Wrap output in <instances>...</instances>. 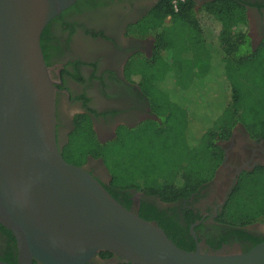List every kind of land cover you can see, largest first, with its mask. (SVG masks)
Instances as JSON below:
<instances>
[{"label": "trees", "instance_id": "1", "mask_svg": "<svg viewBox=\"0 0 264 264\" xmlns=\"http://www.w3.org/2000/svg\"><path fill=\"white\" fill-rule=\"evenodd\" d=\"M246 5L243 0H200L199 3L197 0H184L175 11L171 0H158L129 31L136 37L150 36L154 39L152 55L134 58L129 63L131 67L132 63L135 66L127 72L128 78L137 83L147 99L150 113L156 120L148 119L131 129L121 126L111 142L101 144L96 139L90 119L77 115L73 119L74 129L68 136V142L60 151L64 161L82 167L88 157L100 159L111 178L109 185L103 187L129 210L131 191L154 196L162 203L170 204L187 199L212 181L223 161L220 143L229 140L235 126L241 125L252 139L264 138V40L252 50L247 35ZM58 20V17L52 20L41 34L44 60L48 49L47 35ZM178 23L186 26L185 41L188 45H210L216 50L219 66L213 65V61L210 63L208 54L203 69L211 74L216 70L219 80L226 85L224 107L217 113L211 101L208 102L217 93L211 90L208 98L204 99L210 84H202L200 91L186 97L194 98V104L172 102L163 91L164 87H159L158 83L164 78L157 80L160 79L157 75L161 72L163 76L173 69L167 67L160 71L157 68L154 71V67L164 54L172 55L173 49L176 50L168 34ZM189 107L195 112L194 120L189 118ZM201 121H207L209 126L197 135L196 129ZM192 133L195 135L193 138ZM138 216L157 225L181 250L194 252L193 245L190 246L179 231L181 227L170 222L165 213H158L141 203ZM219 217L218 221L238 236L241 234L238 230L263 222L264 167L239 175ZM262 241H255L254 246ZM99 254L103 258L113 256L107 252Z\"/></svg>", "mask_w": 264, "mask_h": 264}, {"label": "water", "instance_id": "2", "mask_svg": "<svg viewBox=\"0 0 264 264\" xmlns=\"http://www.w3.org/2000/svg\"><path fill=\"white\" fill-rule=\"evenodd\" d=\"M74 2L0 0V226L15 240L17 264H89L100 252L129 264H264V241L245 253L181 250L64 161L40 37Z\"/></svg>", "mask_w": 264, "mask_h": 264}, {"label": "flooded vegetation", "instance_id": "3", "mask_svg": "<svg viewBox=\"0 0 264 264\" xmlns=\"http://www.w3.org/2000/svg\"><path fill=\"white\" fill-rule=\"evenodd\" d=\"M157 1L75 0L65 10L72 11L62 15L64 11L57 24L50 27L44 61L57 89L56 139L60 151L68 142L77 115L90 119L101 144L111 142L121 126L131 129L148 119L156 120L150 113L147 99L137 83L128 78L127 72L134 58L152 55L154 39L136 37L129 31ZM243 1L247 4V35L254 50L264 40V0ZM125 39L129 41L123 43ZM69 108L75 109L70 120L67 117ZM220 148L223 161L214 178L187 199L166 204L157 197L131 191L130 208L138 213L141 203H145L158 213H165L170 222L181 227L179 231L189 245H193L194 251L198 247L211 252L224 246H236L242 253L249 251L255 241L264 240V228H258L264 220L238 230L239 236L218 220L239 175L264 167V138L252 139L241 125H237L229 140L220 143ZM81 168L103 186L109 185L111 178L100 159L88 157ZM237 169H242L239 174H236ZM0 261L17 264L15 240L2 226ZM119 263L122 262L116 257L103 258L98 253L89 264Z\"/></svg>", "mask_w": 264, "mask_h": 264}, {"label": "rangeland", "instance_id": "4", "mask_svg": "<svg viewBox=\"0 0 264 264\" xmlns=\"http://www.w3.org/2000/svg\"><path fill=\"white\" fill-rule=\"evenodd\" d=\"M176 26H173L171 31L168 34L171 42L176 47V50L173 49L172 55L166 54L163 55V59L161 61H158V64L156 67H154V71L160 70L163 71L167 67H171L173 69L172 72L166 71L165 74H158L162 82L158 83L160 89L163 88V91H166L167 96L171 99L172 102H184V104H194L192 103V99L186 98L188 95L194 94L196 91L201 90V85H209V89H207V92L205 94V98L207 99L209 96V92L212 90L214 93H217V95L213 98V100L208 99V102L213 104V108L216 111L222 110L224 107V98L226 94L224 93L225 89V82L222 84L221 80H219V73L216 72V70H212V74L205 73L206 70H204V64L206 63V59L208 54L211 56V62L213 61V65L219 66V61L216 56V50L210 45H195L190 46L185 41V34H186V26L183 23L175 24ZM128 39L123 40V43L128 42ZM211 42V41H209ZM172 44V43H171ZM142 59V57H140ZM174 63V64H173ZM215 63V64H214ZM217 63V64H216ZM132 67L135 66V63H132ZM172 64V65H171ZM137 69V67H136ZM168 88V89H167ZM195 92V93H196ZM228 94V100H229V93ZM227 98V97H226ZM202 99V100H204ZM206 105V103H205ZM202 107V105H199ZM75 112L74 108H69L67 110V117L70 120L71 114ZM187 112L189 115V118L192 119L194 117L195 112L189 107L187 108ZM194 113V114H193ZM194 120V119H192ZM209 124L207 121H201L199 128H197V135L201 132L205 131L208 128ZM194 130V132L196 131ZM192 131V130H191ZM192 138L194 133L191 134ZM259 229L264 228V223L258 224Z\"/></svg>", "mask_w": 264, "mask_h": 264}, {"label": "built area", "instance_id": "5", "mask_svg": "<svg viewBox=\"0 0 264 264\" xmlns=\"http://www.w3.org/2000/svg\"><path fill=\"white\" fill-rule=\"evenodd\" d=\"M183 2H184V0H171V5H172L173 9L176 11L178 8V5L180 3H183Z\"/></svg>", "mask_w": 264, "mask_h": 264}]
</instances>
